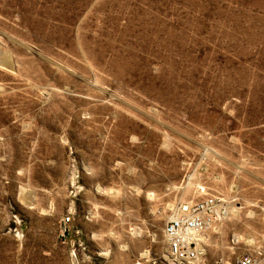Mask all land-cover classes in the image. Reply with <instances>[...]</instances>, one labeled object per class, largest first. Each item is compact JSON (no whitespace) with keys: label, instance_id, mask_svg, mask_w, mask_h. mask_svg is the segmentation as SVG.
I'll use <instances>...</instances> for the list:
<instances>
[{"label":"rangeland","instance_id":"obj_1","mask_svg":"<svg viewBox=\"0 0 264 264\" xmlns=\"http://www.w3.org/2000/svg\"><path fill=\"white\" fill-rule=\"evenodd\" d=\"M207 198L264 264V0H0V264H164Z\"/></svg>","mask_w":264,"mask_h":264},{"label":"built area","instance_id":"obj_2","mask_svg":"<svg viewBox=\"0 0 264 264\" xmlns=\"http://www.w3.org/2000/svg\"><path fill=\"white\" fill-rule=\"evenodd\" d=\"M215 208V200L207 198L193 205H184L166 222L164 235L168 252L164 264H200L202 260L201 234L207 225V213ZM70 215L62 218L65 232L71 223ZM237 264H255L252 257L241 256Z\"/></svg>","mask_w":264,"mask_h":264},{"label":"bare ground","instance_id":"obj_3","mask_svg":"<svg viewBox=\"0 0 264 264\" xmlns=\"http://www.w3.org/2000/svg\"><path fill=\"white\" fill-rule=\"evenodd\" d=\"M28 203V202H27ZM31 203V202H30ZM31 205V204H30ZM32 206V205H31ZM201 239H202V235H201ZM203 240V239H202Z\"/></svg>","mask_w":264,"mask_h":264}]
</instances>
